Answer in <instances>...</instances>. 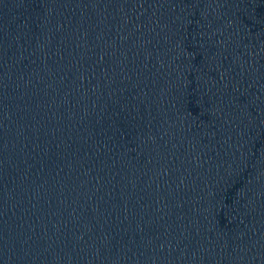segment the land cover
Wrapping results in <instances>:
<instances>
[{"label": "water", "instance_id": "water-1", "mask_svg": "<svg viewBox=\"0 0 264 264\" xmlns=\"http://www.w3.org/2000/svg\"><path fill=\"white\" fill-rule=\"evenodd\" d=\"M0 264H264V82L205 0H0Z\"/></svg>", "mask_w": 264, "mask_h": 264}]
</instances>
